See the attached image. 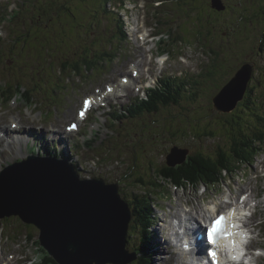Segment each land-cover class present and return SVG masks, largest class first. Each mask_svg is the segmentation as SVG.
Segmentation results:
<instances>
[{
    "label": "rangeland",
    "instance_id": "obj_1",
    "mask_svg": "<svg viewBox=\"0 0 264 264\" xmlns=\"http://www.w3.org/2000/svg\"><path fill=\"white\" fill-rule=\"evenodd\" d=\"M14 1L16 2V0L0 1V20L2 22L8 18L9 13L4 12V8L8 3L13 4ZM47 1L54 3L49 9L50 15L48 18L52 17V10L58 7L61 8L60 12L63 15L58 20H62L64 28L59 36L57 28L44 22L48 20L45 13L49 10L41 11L44 15L42 17L43 22L39 24L40 26H33L40 21L36 19L38 17H29L26 14L23 18L27 19L25 24L28 29L40 30L46 36L47 44L51 49L50 52L45 50V53L41 51L37 54L30 48L22 50L18 44L16 50L24 52L27 57H31L30 62H34V66L29 65L27 67V65L23 66L22 63L18 64L15 59H11L10 56L14 49L8 51L5 46L0 45L3 48V51L0 52V84L3 86V79L7 75H12V77L19 78L29 86L34 87L35 90L32 92L34 98L30 101L20 96H15L18 99L14 98L5 104L2 103L4 101H0V108L2 105L5 106L4 111L3 109L0 111V119L8 120L9 123L12 118L18 121L21 120L25 124H28L25 120L29 123L35 122L37 128L47 132H49L47 124L52 123L51 125L55 128H60L59 130L63 132L66 140L63 143L60 142L59 145V142L56 143L54 140H60V135L52 133H48V135L42 133L41 138L38 139L36 135L42 131L33 128L35 129V135L28 133L26 139L31 137L32 140L29 144L25 143L22 146L21 150L23 152L16 145L13 147L16 150L15 153L6 152L7 146L0 147L3 149L0 151V172L10 163L27 158L28 155L37 151L38 144H42L44 150L46 146L52 148L50 149L51 154H57L63 159H65L64 156L75 159L79 166L78 171L81 178H102L107 183H116L119 192H122L123 196L127 198L126 201L130 204L132 211L135 212L136 216L133 215L132 221L134 218L139 220L141 215L140 204L141 200L143 201V196L151 197L153 199L151 207L154 219H152L150 227V239L147 242L149 246L154 247L153 255L150 257L151 264H174L175 261L166 259L167 255L163 250V244L166 240H161V238L164 239V230L169 224L167 218L171 214L168 208L169 205L177 208L180 204H183V209L188 214L203 219L213 214L209 210L211 206L218 205V208L220 207V210H223L229 205L226 204L224 193L227 195L232 193L235 197H239L243 192H248L247 196L251 195L253 197L251 202L248 201L251 204V209H248V212L256 210L251 222L255 228L253 233L254 243L260 247L256 249L259 254L257 261L258 264H264V204L262 203L264 192L261 193L264 187V181L261 182V174L264 171L261 166V164H264V147L259 151H255L256 146L250 147L252 152L255 153L251 155L252 160L237 162L239 166L231 172L223 171L222 182L217 188L211 186L209 189L203 183L196 187L192 185L175 187L174 183L163 182L157 176L158 171L159 173L163 171L165 164L170 161L169 156L172 155V147L176 144L180 147L189 148L188 154L190 155L197 150L215 155L219 147L231 145L234 138L225 127V121L228 117H226V114L220 113L222 111L217 112L215 109H220L221 105L229 103L228 99L227 102L224 101L222 98L224 93L222 92V94L219 91H222L228 85L227 80L230 77L234 79L238 74L241 73L242 75L246 67H248L244 83L247 86L246 92L244 94L241 92L240 97L232 99L231 104L235 108L230 111L235 113L239 111L246 112L249 109L248 111L253 114L260 108L256 97H259V94H264V44L262 41L264 40V0H158V2L157 0H107V3H104V0H85V2L83 0ZM160 1L164 2L159 5ZM71 2H74V4H71ZM44 3L38 6V11ZM144 3L145 6H143ZM68 4L73 5L77 19L66 11ZM135 4H138L137 8H135ZM213 4L220 6L221 9L216 7L214 9ZM104 5L108 10L114 6L112 10L119 12V15L122 16L124 30L130 34V36L127 35V39L122 41L121 39L118 41L116 39L111 40L110 33H104L109 31L112 34H117L119 32L117 21H112L110 14L105 13L103 9L99 14L93 16L97 10L96 8H104ZM196 5L198 10L195 12L193 10L197 8ZM14 6L16 7L15 4ZM125 6L126 11L123 9ZM2 11L3 13H1ZM159 11L165 12L163 15L165 20H169V24L159 25L158 18L161 16V13L158 14ZM1 14H3L2 18ZM190 14H193L194 17L191 18ZM98 16H100V21L98 23L94 22V18ZM142 18L145 22L142 21ZM31 19L32 24L29 22ZM80 19L93 24L87 28L88 34L83 29L80 30V34L78 33V28L81 26ZM184 22H188L190 25L181 27ZM3 25L7 26L5 23ZM19 26L21 27V25L17 27ZM142 27L143 30H140ZM158 27L163 32L169 29L173 30V37L167 46V49L170 50L171 59L166 65L167 74L159 76V81L151 79L144 88L148 89L152 85L155 87L159 82L162 90L170 86L168 91L165 92V96H171L169 94H176V89H179L180 92L179 84L182 78L186 80L190 78L192 85L189 84L184 89L194 88V90L188 89L189 93L186 92L183 95L184 99L178 93V103L162 104L160 111L153 115H144L127 123V119H124V123L115 121L118 125L111 127L109 123L111 120L108 119L107 121L105 115V112H109V110H106L108 105H113L111 108L114 111L116 108H120L117 106L118 104L126 103L127 105L124 108L131 104L127 101L131 95L135 93L136 97L145 95V91L144 94H141V90H138L140 88L139 83L144 78L137 77L138 86H133L130 95L120 98L112 96L111 99L102 101L100 107L94 109L89 114V118L81 124L80 131L67 133L65 131V129L67 130L66 126L77 116V109L85 96L90 94L99 97L93 92H89L96 87V84L101 83L104 87L111 81H113V84L117 83L125 69L132 63H141L142 76H147L148 65L152 61L150 60L152 51H150L148 44L144 43V40H139L133 28L138 29L137 32H143L148 38V33L153 28L157 30ZM180 27L183 35H181ZM5 31L6 35L3 38L9 40L10 36L8 37V35L12 29L7 26ZM179 35L180 38H178ZM97 36L102 38L99 46L104 51L105 48L111 49L114 47L113 52L115 51L116 58L108 62L107 67L102 72L97 73L100 76H97L96 72L85 77L81 75V77H78L73 74L68 82L66 79L64 80V77L70 74V71H65L61 75L62 77L59 75L58 70L61 59H66L67 55L72 58L75 57L76 62H84V59L80 57L84 54V46L92 44ZM36 37L40 39V35H34V38L29 40L28 47L40 43V41L35 40ZM56 46L62 49L61 53L58 52ZM149 46L154 47L155 50L158 49L155 43H150ZM94 50H97L96 47H94ZM181 54L185 55L186 61L181 58L180 61L178 60ZM51 62H54L53 66L50 65ZM212 71L213 75H211ZM34 76L36 84L34 81L29 83ZM48 77V84H45L43 80ZM200 82L202 84H198ZM57 83L62 86L59 90H56L59 87L56 85ZM42 84L45 85L40 86ZM251 86L253 88L250 91ZM4 91H7V89ZM215 95L218 98V103H215L216 107L214 108L212 97ZM210 96L212 97L210 98ZM247 96L251 99V102H248L250 106L243 108L241 105L246 104L242 102L246 100ZM11 108H19L21 115L18 110L6 114L8 109ZM94 112H100L99 115L104 120L103 124L94 120ZM121 113L123 112L121 111ZM186 113L190 116V119H181L178 125V129L182 126L179 135L173 133L176 128L172 126L171 129L169 124L174 123ZM256 121L255 124L259 126V122L256 123ZM5 127L10 128V124ZM204 128L207 129L204 130ZM84 129L88 132L87 135H81V131ZM92 133H94L93 136H90ZM90 138L95 141L89 145H84V142ZM41 139L42 141H40ZM34 141H36L35 144H33ZM54 149H59L58 153H53ZM187 158L189 157L187 156ZM186 160L181 164L185 163ZM257 173L259 174L258 177ZM141 176L144 178L143 181H140ZM162 192L166 195L159 194ZM186 199L190 204H187ZM129 200L134 201L136 209H134V206L132 208ZM255 206H257L256 209ZM10 219L9 223L5 222L6 218L0 220V241H3V248L7 253L12 252L21 255V260L15 261L14 264H42L39 261V253L36 252L37 246L27 239L28 230L25 227L22 228L25 235L8 237L9 231H5L6 225L10 229L21 231L15 223V218L10 217ZM137 222L139 224V221ZM139 229L140 227L134 229L138 233L129 237L128 249L131 251L141 243L139 240L141 229ZM35 234V238H39L40 231H36ZM30 258L37 259V261L25 262Z\"/></svg>",
    "mask_w": 264,
    "mask_h": 264
},
{
    "label": "water",
    "instance_id": "obj_2",
    "mask_svg": "<svg viewBox=\"0 0 264 264\" xmlns=\"http://www.w3.org/2000/svg\"><path fill=\"white\" fill-rule=\"evenodd\" d=\"M247 71L220 91L229 103L218 110L235 108L232 99L246 92ZM188 153L173 147L168 165L181 164ZM49 185L57 189L50 198L43 192ZM12 216L39 227L42 246L61 264H130L138 258L127 248L133 213L118 185L81 178L74 166L56 157L30 155L0 172V220ZM52 235L57 246L48 242Z\"/></svg>",
    "mask_w": 264,
    "mask_h": 264
},
{
    "label": "trees",
    "instance_id": "obj_3",
    "mask_svg": "<svg viewBox=\"0 0 264 264\" xmlns=\"http://www.w3.org/2000/svg\"><path fill=\"white\" fill-rule=\"evenodd\" d=\"M85 1V0H84ZM34 1L32 0H25L24 2V8L25 10L20 11V12H16L13 17L15 20H18L19 25H22L21 23L25 24V21H27V19H24L23 16L27 14V16L32 15L35 17H40L43 16L44 14H41L40 11L37 12V8L36 7H30L29 4L32 3ZM68 2V1H67ZM186 2V1H185ZM69 3V2H68ZM74 4V2H71V4ZM68 4L66 6V11L69 12H73L71 14L75 15V11L73 9V5ZM34 5V4H32ZM77 7V6H76ZM188 7V6H187ZM45 9V8H43ZM97 11H100L101 9H103V11L105 13H109L112 17V19H116L117 13L115 12V10H108L107 7L105 6L104 8H96ZM185 9V6H184ZM189 9V7H188ZM186 10V9H185ZM161 13V16L159 19V22L164 25V24H169V20H165V16L163 15V13H165L164 11H159L158 14ZM193 15V14H191ZM55 17H58L57 15L52 16V19H55ZM196 18V17H195ZM197 19V18H196ZM58 20H53L52 23V27L57 28L58 29V33L60 34V30L61 28H59V24L57 23ZM30 24L33 23L32 19L29 20ZM79 22L81 23V28L82 29H87L89 26L86 25L85 21L83 19H80ZM57 23V24H56ZM159 23V24H160ZM39 23L34 24L35 25H39ZM26 25V24H25ZM184 25H189L188 22H184L182 26ZM27 26V25H26ZM40 26V25H39ZM58 26V27H56ZM74 26V25H73ZM42 27V26H41ZM39 27V28H41ZM180 27V28H181ZM75 28V26H74ZM175 29V28H173ZM182 29V28H181ZM201 29V28H200ZM25 29L22 30V28L19 26L17 28H15L14 31L18 32L20 35H22V37H28V36H32L33 35H38L37 32L33 33V29ZM52 30V29H51ZM172 30H169V33H171ZM27 32L29 33V35H26ZM79 32V31H78ZM80 33V32H79ZM105 34L110 33L111 35V40L112 39H116L117 41L120 39V37L118 36V34H112L111 32L107 31L104 32ZM41 43V40H38ZM122 41V40H121ZM163 41L165 42L166 40L163 39ZM163 41L160 43V51L162 52L163 50V46L162 43ZM263 44H264V40ZM102 42V38H100V36H97V39L93 40L92 45H94V47H98V50H96L95 52H90L88 49H92L93 47L90 45H86V50H85V54L80 55L83 59L84 62L82 61H78L76 62V64H71V65H67V66H61L60 70L65 72V71H79L80 68H82V66H86L89 68V70L94 69L93 71H101L104 69V67L106 66V64L110 61H113L116 58V54L115 51L113 52L114 47H112L111 44V49L110 48H105V51H102L99 43ZM106 46L107 44L104 43ZM30 49L32 51H38V48H36L35 46H31ZM166 51V50H164ZM16 58H20L22 57V60L20 63H22L23 66L27 65L29 67V65H31V63H29L28 60H25V56L21 55L20 53H17L16 55H14ZM25 57V58H24ZM95 60H100L98 62V64H95ZM27 63H26V62ZM68 63V62H66ZM86 75V74H85ZM213 75V71L212 74ZM12 79V82L10 81ZM49 77L46 78L45 80H43V82L45 84H48ZM33 81L35 82V77L31 79V81H29V83H33ZM42 82V81H40ZM36 84V82H35ZM41 84V83H39ZM45 84H42L40 86H43ZM5 85V86H4ZM56 85L59 86V83H57ZM60 88H62V86H59L56 90H59ZM253 86H251L250 91L252 90ZM7 91H4L6 90ZM181 90V89H180ZM34 87L29 86L28 84H26L24 81L20 80L19 78L16 77H12V75H7L4 79H3V86L2 84H0V100H4L5 103H8L9 100H11L12 98H14L15 96H20L28 101L32 100L34 98V94L32 92H34ZM181 93V92H180ZM182 97V94H179ZM178 96L175 95V97H166V96H162V97H157L153 94H150V98L149 99H145L143 101H138L134 104V107H132L130 109V111L126 112V113H120V112H114L111 114V119L109 118L110 121V126L111 127H116L117 122L115 123V121H122L124 118H131L129 121L134 120V118L140 117V116H144V115H152L151 113L154 112L157 113L160 111L161 109V105L163 104H173V103H178L177 100ZM257 102H259L260 104V108L256 110V113L251 114L250 111H248L249 109L246 110V112H220L223 114H226V117H228L225 121L226 123V129H228V131L231 132V135L233 136L234 139L233 142H231L230 146H221L219 147L217 153L215 155L210 154L208 152L202 151V150H197L194 151V153H192V155L189 156V158H187L188 160H186L185 163L183 164H179L177 166H168L167 164H165V169L163 171H161L159 173L158 171V178L159 180H163V182H170V183H174V184H186L188 182H191V185H195L199 186L203 184H208L210 186H213L214 188H216L223 179V171H228L231 172L234 169H237V167L239 166V164L237 162H244V161H251L253 157H251V155H254L255 153L252 152V150L250 149V147L256 146L255 151H259L264 147V94H259V97H256ZM34 102V101H33ZM248 102H251V99L249 96H247L246 100L242 103H246L245 105H241L243 108H248L250 105H248ZM213 104V103H212ZM179 105V104H178ZM262 105V106H261ZM214 106V104H213ZM242 108V109H243ZM241 110V109H240ZM261 110V112H260ZM218 112V111H217ZM225 116V115H224ZM184 119V120H188L190 119V116H188V114H184V116H180L174 123L169 124L170 128L172 129V126L174 128H176L175 130H173V133H177L179 135L180 133V128L182 126L179 127L178 129V125L180 123V120ZM259 122V126L258 124H255V121ZM256 121V123H257ZM254 123V125H253ZM169 125L167 126V128L169 127ZM207 128H204V130ZM209 129V128H208ZM179 130V131H178ZM178 131V132H176ZM95 141L93 138H90L87 140L86 145L91 144V142ZM255 143V144H254ZM48 155H54L57 156L58 158H61V156L57 155V154H51L50 151H47ZM66 159H70L72 161L73 164H76V160L75 159H71L68 156H64ZM63 158V157H62ZM153 163V162H152ZM78 166V165H77ZM143 176L140 177V181H143ZM162 182V183H163ZM157 184H159L158 182H155ZM187 185V184H186ZM163 186V185H162ZM122 194V192H120ZM163 195H166V193L164 194L162 192ZM122 197L123 194L121 195ZM125 200H127V198L124 197ZM153 201V199L151 197L148 196H143V201L141 200V204H140V209H141V215L139 217V220H137L136 218L133 219V224H132V228L129 231L128 234V244L130 242L129 237L131 235H136V230L138 227H140V234H139V240H140V244L139 246H137V248L132 249V251H136L138 253V258L133 262V264H151V256L153 255L151 252V248L150 246L147 244L148 240L150 239V234H151V224H152V219H154L152 217V207H151V202ZM129 202L132 204V208L134 206V209H136V204L134 203V201H130ZM134 216L135 212L133 211ZM12 218H15L16 220V224L17 226L20 227V230L17 229H10L9 226L7 227V225L5 226V231L8 232V237H16V236H20L21 234L25 235V233L22 231V228H26L28 230L26 236L27 239L31 242H33L34 245L37 246V251L39 253V258H40V262H42V264H58L56 262V260L49 256L47 251L40 245V241L39 238H35L36 231H39V229L33 225V224H28L25 223L20 217L18 216H13ZM11 219L8 218L6 219L5 222L9 223ZM139 221V224L138 222Z\"/></svg>",
    "mask_w": 264,
    "mask_h": 264
},
{
    "label": "bare ground",
    "instance_id": "obj_4",
    "mask_svg": "<svg viewBox=\"0 0 264 264\" xmlns=\"http://www.w3.org/2000/svg\"><path fill=\"white\" fill-rule=\"evenodd\" d=\"M1 1V0H0ZM32 1H34V2H32V3H30L29 4V6L30 7H36L37 9H38V6H40L43 2H45L44 4H43V6L41 7V9L39 10L40 12L41 11H45V10H49L53 5H54V3L52 2V1H47V0H32ZM142 1H145V0H142ZM219 1H221V0H219ZM24 2H25V0H22V1H18V0H16V2L14 1L13 2V4H7V6L4 8V12H9L8 13V18L7 19H5L3 22L0 20V45H3V46H5V48L8 50V51H12V49H14V51H12V54H11V59H15L17 62H18V64L21 62V60H22V57H20V58H16L14 55H16L17 53H20L21 55H23V56H25L24 58H25V60H28V59H30L31 60V57H27L26 56V54L24 53V52H20V51H17L16 50V47L18 46V44L21 46V49L22 50H25V49H28V48H30L31 46H29L28 47V43H29V40L31 39V36H28V37H22V35H20L18 32H16V31H14L15 30V28H17V26L19 25V22H18V20H15L14 19V17H13V15L16 13V12H20V11H23V10H25V8H24ZM83 2H85L84 0H83ZM157 2H158V0H157ZM161 3L159 4V5H161L164 1H160ZM104 3H107V0H104ZM14 4L16 5V7L14 6ZM32 4H34V5H32ZM127 5V4H126ZM105 6V5H104ZM91 7V6H90ZM43 8H45V9H43ZM114 8V6L111 8V9H113ZM60 9L61 8H57V9H54V10H52L53 11V13H52V16H54V15H57L58 17H56L57 19L56 20H58L59 18H62V13L60 12ZM125 11L127 10V8H126V6L123 8ZM102 10H100V11H95L94 12V14H93V16H96L97 14H99L100 12H101ZM37 12H38V10H37ZM68 13H69V15H71V16H73V17H75V15L74 14H71V13H73V12H69V11H67ZM1 13H3V11L1 12ZM117 13V19H115L117 22H116V24H117V27H118V30H119V32L117 33L118 34V36L120 37V39L121 40H125V39H127V35H129L130 36V34H128L125 30H124V20H123V18H122V16L121 15H119V12H116ZM41 14H43V13H41ZM107 14H109V13H107ZM50 15V10L49 11H47L46 13H45V16H46V18L48 19V20H46V21H44V22H47L48 23V25L50 26H52V23L51 22H53V20H55V19H52V17L51 18H48V16ZM32 15H30L29 17H31ZM3 17V14H1V18ZM42 17L43 16H40V17H38V18H36V19H38V20H40L39 22L41 23V22H43L42 21ZM110 17H111V15H110ZM34 18V19H35ZM76 18V17H75ZM112 18V17H111ZM77 19V18H76ZM143 20L142 21H144L145 22V20H144V18H142ZM114 19H112V21H115ZM100 21V16H98V17H95L94 18V22H99ZM39 22H37V23H39ZM58 22H60V23H58ZM159 22V21H158ZM3 23H5V24H7V26H9V28H11L12 29V31L9 33V35H8V37L10 36V38H9V40H6V38H3L5 35H6V31H5V27H7L6 25H3ZM57 23L59 24V28H61V32L63 31L62 29L64 28V26H62V25H64L63 23H62V20H58L57 21ZM56 23V24H57ZM85 23H86V25H93L92 23L90 24V22L89 21H85ZM160 23V22H159ZM159 25H162L161 23L159 24ZM21 28H22V30H25V29H28V27L25 25V24H22L21 25ZM79 30V32H80V30L82 29L81 27H79L78 28ZM143 30V27L142 28H140V30ZM29 30V29H28ZM27 30V31H28ZM136 30H138V29H136ZM134 28H133V31L134 32H136V34H137V36H138V38H139V40H144V43H147L148 44V47L150 48V51H154V52H156V53H160L161 51H160V43L163 41V39H165L166 41L164 42L163 41V43H162V46H163V50H165V49H167V46L169 45V43L168 42H170L171 41V39H172V37H173V33H172V31H171V33H169V30H167V31H165V32H163L162 30H160V27H158L157 28V30H154V28L150 31V33H148V38L144 35V33L143 32H137ZM83 31H85L87 34H88V30L87 29H83ZM155 31V32H154ZM34 32H37L38 33V35H40V39H41V43H39L38 45L40 46H38V45H33V46H35L36 48H38V51H35L37 54L38 53H40L41 51H43V53H45V50L46 51H48V52H50L51 51V49H49V45L47 44L48 43V40H47V38H46V36L44 35V34H42V32L40 31V30H37V29H35L34 31H33V33ZM78 32V33H79ZM80 34V33H79ZM26 35H29V33L27 32V34ZM38 35H35V36H38ZM60 34L58 33V36H59ZM181 35H182V33H181ZM75 36H76V34H75ZM182 37V36H181ZM32 38H34V35L32 36ZM178 38H180V35L178 36ZM39 38H35V40L36 41H38V40H40ZM170 39V40H169ZM174 41H175V39H174ZM150 43H155V45H156V47L158 46V49H156L155 50V48L154 47H150L149 46V44ZM13 45V46H12ZM90 46H92L93 47V45L92 44H89ZM45 48V49H44ZM56 49L58 50V52L59 53H61V48L59 47V46H56ZM87 48H86V45L84 46V54H85V50H86ZM96 49L98 50V48L96 47ZM52 50H54V49H52ZM90 52H95V50H94V47L92 48V49H88ZM102 51H104L103 49H101ZM162 50V51H163ZM169 52H170V50L169 49H167ZM3 51V48L2 47H0V52H2ZM30 60L28 61L29 63H31V65H33L34 66V62H30ZM26 62V61H25ZM66 62H68V63H66ZM76 62V58L74 57V58H72V57H69V56H67L66 55V59H61V61H60V63L61 64H59L60 66H59V70H58V73L60 74V75H63L64 74V72L63 71H61L60 70V68H61V66H67V65H71V64H74ZM27 63V62H26ZM38 63V62H37ZM133 64V69L131 70V76L127 79V78H125V79H127L128 81L127 82H125V79H123V80H121L120 82H117V83H114V84H112L111 86H114V91L112 92V93H110V92H106V93H104L103 95H101L102 96V101H106L107 99H111L112 98V96H114V97H117V98H120V97H124V96H126V95H130L131 94V91H132V89H133V86H138L137 85V82H136V78H134L133 76V74L132 73H134V71L136 70L137 71V69L139 70V68L142 66V64L141 63H132ZM50 65H54V62H51L50 63ZM28 67V66H27ZM89 68L88 67H86V66H84L83 68H80V70L79 71H75V72H73L74 71V69H73V71H70V74H67V76H66V78H68V79H70L71 78V75H75L76 74V76H78V77H81V76H83V77H85V72L88 70ZM78 74V75H77ZM81 75V76H80ZM124 76H122V78H123ZM82 79V78H81ZM11 82H12V79L10 80ZM179 87H180V89H181V94H182V96L183 95H185V93L186 92H188L189 93V90L188 89H184V88H186V84H183L182 83V81H181V83L179 84ZM135 88H137V87H135ZM183 98V97H182ZM184 99V98H183ZM33 118H35V117H33ZM81 120H84V119H81ZM28 124H25V123H23L21 120H16L15 118H12V121H11V124H10V128H7V127H5V126H0V147H2V148H4V147H8V148H10V149H12V152H16V150L13 148V147H15V145L17 146V148H20V150L22 149V146L26 143V144H29V142L32 140V138L31 137H29L28 139H26V136H28V133H31L32 135L34 134V132H33V128H37V126H36V124H35V122H32V123H29V121H27V120H25ZM26 125V126H25ZM11 126H14V128H12ZM39 130H41L43 133H45L46 135H48V133H52V134H59L60 135V140H61V142H64L65 140H66V137L64 136V134H63V132L61 131V130H59V129H57V128H55V126H52V125H49L48 126V131L49 132H47L46 130H43V129H39ZM14 131H16V135L13 137V135H11V133H13ZM67 132V131H66ZM65 133V132H64ZM17 137V138H16ZM2 148H0V151L1 150H3ZM50 147H47V149H49ZM7 149V148H6ZM21 152H23L22 150H21ZM58 159H61V160H64V161H67L70 165H72V166H74L76 169H77V171L79 170V166H77L76 164H73L72 163V161L69 159H63V158H58ZM79 172V171H78ZM224 172H228V171H224ZM187 185H191V182H188V183H186ZM186 184H175L177 187H185V185ZM202 184V183H201ZM192 186H195V185H192ZM205 187H209V189L211 188V186L210 185H208V184H205ZM217 188V187H216ZM44 192V194H45V196L46 197H48V198H50V196H53L55 193H57V189L55 188V187H53V186H48V187H46V189L43 191ZM224 195H225V193H224ZM250 200V199H249ZM226 203H227V201H226ZM209 210H210V212H213V213H215L217 210H218V205H215V206H211L210 208H209ZM6 219H8V217H5ZM206 218H208V216L207 217H205V218H203L204 220L206 219ZM189 221H191V219H189ZM246 227L248 228V230H249V241H251L252 240V238H253V233H254V231H255V228H254V226H253V223L251 222V220L246 224ZM38 229H39V231H40V234H41V230H40V228L39 227H37ZM241 237H243V238H245V236L243 235V234H241ZM39 241H40V245L42 246V244H41V240H40V236H39ZM57 236L56 235H52L51 237H49L48 236V242L49 243H51L52 245H55V246H57ZM168 242L166 241L164 244H163V246H164V248H163V250L164 251H167L168 252V254H166L167 256H166V259L167 260H170V261H172V260H175L176 261V263H180V264H192V262L189 260V259H184V258H182L181 256H179V254L177 253V251H175V250H173L172 248H171V245L169 244V247H168ZM43 247V246H42ZM44 248V247H43ZM45 249V248H44ZM46 250V249H45ZM47 251V250H46ZM47 253H48V255L49 256H51V257H53L54 259H55V257H54V255H52L49 251H47ZM160 254V253H159ZM57 262V261H56ZM58 264H61V263H59V262H57ZM111 264V263H110Z\"/></svg>",
    "mask_w": 264,
    "mask_h": 264
},
{
    "label": "snow or ice",
    "instance_id": "obj_5",
    "mask_svg": "<svg viewBox=\"0 0 264 264\" xmlns=\"http://www.w3.org/2000/svg\"><path fill=\"white\" fill-rule=\"evenodd\" d=\"M91 104L90 100H86L84 102L85 107L89 106ZM84 113L81 112V115H83ZM72 127H76V125H73ZM226 217L224 215H218V218L214 219L211 226L208 227L206 229V233H207V238L209 241H214L215 237L221 232L222 226L226 221ZM233 227H235V225L233 224ZM229 235H232V233H228ZM233 243H235L233 241ZM208 247H211V244H208ZM210 255H215V253H211Z\"/></svg>",
    "mask_w": 264,
    "mask_h": 264
}]
</instances>
